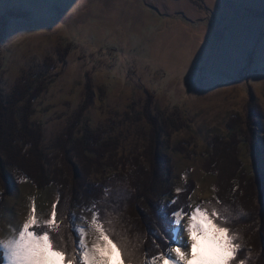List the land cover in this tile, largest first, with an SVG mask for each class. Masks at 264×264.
<instances>
[{
  "label": "rangeland",
  "instance_id": "374dc122",
  "mask_svg": "<svg viewBox=\"0 0 264 264\" xmlns=\"http://www.w3.org/2000/svg\"><path fill=\"white\" fill-rule=\"evenodd\" d=\"M73 7L78 11L68 18ZM197 29L206 37L204 45L200 44L202 48L196 49L193 69L215 63L222 70L204 74L198 83L185 77L181 87L175 69L194 42ZM235 43L231 62L226 66ZM262 45L264 0H0V96L8 106L18 84L26 83L32 74H45L48 89L32 104V114L26 120L29 126L21 120L26 112L24 101L12 107L17 122L13 138L24 148L29 141L20 134L22 129L36 132L47 175L55 180L56 170L62 167L60 146L67 140V131L91 83L92 100L82 120L101 134L105 143L113 145L98 159L100 164L93 163L92 171L83 177L88 190L146 167L143 151L150 143L151 127L144 109L151 103L147 108L150 116L158 117L159 125L162 120L166 122L158 147L172 170L171 179L165 181L171 193L163 202L173 197L177 187L183 190L188 183L192 193L187 205L202 203L210 210L224 201L240 204L238 207L249 214L247 222L238 228L254 256L249 262L264 264V247L257 234L264 219L259 217L256 161L246 137L249 121L257 133L252 144L259 151L257 166L264 178ZM60 48L65 53L62 61ZM247 55H251L253 63L241 70V58ZM78 128L75 125L72 130L74 138L81 134ZM219 138L228 143L236 139L239 160V168L225 174V181L220 178L226 170L224 163H228L215 161V152L211 154L209 146ZM67 151L72 163L79 167L70 144ZM212 165L215 166L211 168ZM4 170L10 178L8 189L0 181V239L22 225L32 201L43 221L58 197L55 182L38 190L31 181ZM217 198L221 203L217 204ZM90 206L84 201L73 210L75 227L80 226L81 216L90 222L91 213L83 211ZM238 207L234 215L240 213ZM138 210L143 209L138 206ZM166 230L168 237L158 239L164 244L159 250L161 246L182 243L173 237L169 227ZM92 239L89 235V244ZM111 262L117 264L116 255Z\"/></svg>",
  "mask_w": 264,
  "mask_h": 264
},
{
  "label": "trees",
  "instance_id": "16d2710c",
  "mask_svg": "<svg viewBox=\"0 0 264 264\" xmlns=\"http://www.w3.org/2000/svg\"><path fill=\"white\" fill-rule=\"evenodd\" d=\"M63 49L60 48L59 50L61 61L65 57V53L62 52ZM44 75V73L40 72L32 74L26 83L18 84L9 97L8 106L4 104L0 96V181L2 184L8 189L10 177L4 173L5 168L15 172L19 178L21 176L22 180L31 181L38 190L49 187L53 182L57 184V201H59L58 219L61 223L58 234L53 233V236L57 245L65 248L70 255L73 253L75 245L69 218L73 214V210L84 201H87L91 205L94 201L97 202L102 218L106 221L109 219L113 221L112 226L116 233L114 238L117 240L126 238L132 246L136 247L139 264H143L146 257L151 259L161 252H167L169 247L167 248L166 246V248L161 246L162 248L160 247L159 250V246L164 244L158 240L159 237L163 238V233H167L166 237H168L169 233V230H166L169 225L166 223L164 214L161 211V205L165 203L163 202L165 197L171 193V187L166 186L165 181L171 179L172 170L166 161L165 155L158 147V139L163 126L166 127V122L162 120L163 122L159 125L158 117L150 116L147 108H149L151 103L148 102L144 112L147 123L151 127L150 143L143 151L147 168L144 166L141 169L136 168L128 175H120L117 178L105 180L102 184H98L99 186H93L88 190L83 177L92 171V167L95 164L97 166L100 164L98 159L102 156L104 157V153L109 152V146L113 145V142L107 141L105 143L102 140L101 134L99 135L98 132L91 130L87 122L82 120L83 112L88 109L92 100V94L90 93L91 83L88 82L84 102L74 116L71 130L67 131L66 142L60 146L62 151V167L56 170L55 180H52L47 175L44 165L42 150L40 149V136L36 132L29 133V130L27 131L26 128L22 129V133L20 134H23L29 141L25 143L28 146L24 148L20 147L17 142H14L13 138L16 134L17 122L14 115L15 110H12V107L15 108L18 103L24 101L26 112L21 116V120L25 125L29 126L26 120L32 114V104L48 89L47 78ZM175 123L173 122V124ZM75 125H79L80 128L78 130L81 131V134L74 138L72 130ZM31 127L33 128L32 125ZM172 127L173 125L171 124ZM246 127L249 132L246 135L247 141L249 145L251 142L252 157L256 161V185L258 196L261 198L259 217L262 220V218L264 219V178L260 173V168L257 166L259 151L252 144L254 138L256 139L257 137V133L252 130L249 121H247ZM164 141L166 143L165 138ZM68 144H70V149L74 151L75 157L78 159L79 167L72 163V159L69 157L67 151ZM209 146L213 149L211 154L215 152V161L222 162L221 160H224L228 163V165L224 163L226 170L220 178V180L224 179L225 181V174L235 173L239 168V160L236 157V139L228 143L219 138L215 142L212 141V144L209 142ZM208 157L212 158L211 155ZM214 166L212 165L211 168ZM115 183H120L124 186H113ZM258 188L260 189L258 190ZM158 191L161 193L159 194ZM191 193L192 188L187 183L176 207L187 205ZM175 195L176 193L173 194V196ZM238 205L240 204L224 201L220 207L218 206V209L223 211L225 208H228L230 210L231 220L226 226L238 236L236 242L241 245L238 258L243 259L245 264H251L249 258L252 257L253 260L254 256L252 251L250 253L248 245L244 242L245 240L243 241L245 234H242L238 230V228L247 222L248 218H246V215L249 214L244 209L238 207ZM138 206L143 209L141 210L142 212H139ZM236 207L239 208L240 213L238 212L234 215L233 210ZM167 211L170 213L172 209L169 208ZM250 223L248 222L247 224ZM157 230L161 234L153 235ZM257 234L258 242L264 247V241L262 240V237H264V221L259 226ZM0 264H3L1 256Z\"/></svg>",
  "mask_w": 264,
  "mask_h": 264
},
{
  "label": "snow or ice",
  "instance_id": "6c2138e0",
  "mask_svg": "<svg viewBox=\"0 0 264 264\" xmlns=\"http://www.w3.org/2000/svg\"><path fill=\"white\" fill-rule=\"evenodd\" d=\"M209 8L210 5L205 7V12ZM77 11L78 8L73 7L72 12L68 13V18ZM62 23L66 24V20ZM209 23L210 21H207V32ZM205 37L200 29L196 30L194 42L187 48L182 61L175 69L180 77L181 87L185 77L198 83L204 74L222 70L215 63H206L193 69V57L197 56L196 49L202 48L200 44L204 45ZM235 48L236 43L229 50L226 66L230 64ZM240 63L241 70H246L253 63V59L251 55L243 56ZM261 70L264 71V45ZM182 191L177 187L176 195L161 205V211L173 237L182 241L186 234L187 243L170 246L167 252L153 256L150 261L145 258L143 264H193V261L197 264H245L243 259L238 258L241 250V245L236 242L238 236L226 226L231 220L230 210L225 208L221 211L216 207L209 210L202 203L176 207ZM216 202L221 203L219 198ZM58 203L59 201L52 204L50 215L41 221L37 215L35 201H32L22 225L13 228L11 235L0 239V254L3 255L5 264H111L113 255L117 256V264H139L136 247L126 238H114L116 233L112 226L113 221L102 218L95 201L90 207L83 209L84 212L91 213L90 222L87 217L81 216L80 226L75 227L77 217L72 214L69 218L75 245L73 253L70 255L65 248L59 247L53 236V233L58 234L61 223L58 219ZM169 208L172 209L170 213L167 211ZM160 234L159 230L153 233ZM89 235L93 237L90 244ZM163 235L167 236V233Z\"/></svg>",
  "mask_w": 264,
  "mask_h": 264
},
{
  "label": "bare ground",
  "instance_id": "6f19581e",
  "mask_svg": "<svg viewBox=\"0 0 264 264\" xmlns=\"http://www.w3.org/2000/svg\"><path fill=\"white\" fill-rule=\"evenodd\" d=\"M183 237H185V236H183ZM182 243H187V241H186V239L185 238H183V240L181 241ZM179 244V243H178ZM201 251L203 252V247H201ZM112 263V262H111Z\"/></svg>",
  "mask_w": 264,
  "mask_h": 264
}]
</instances>
